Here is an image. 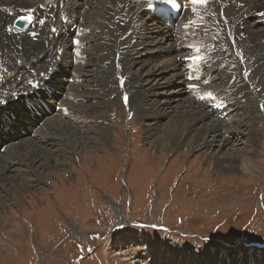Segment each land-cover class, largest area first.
<instances>
[{
    "label": "bare ground",
    "instance_id": "bare-ground-1",
    "mask_svg": "<svg viewBox=\"0 0 264 264\" xmlns=\"http://www.w3.org/2000/svg\"><path fill=\"white\" fill-rule=\"evenodd\" d=\"M181 1L186 4L184 12L168 26L156 7L142 17L141 14L147 10L145 0H0V74H4L3 77L0 75V85L3 89L9 86L17 89L21 80L33 78L30 74L38 73L46 66L54 67L57 56L62 59L61 72H66L64 78L61 72L59 76L63 89L60 99H49L42 104V110H34L21 123L11 122L17 119L13 118L15 111L2 114L0 128L9 131L6 138L1 136L0 141L20 142L0 153V183L6 180L0 187L6 185V192L20 189L21 185L15 184L13 179L30 173L37 175L36 181L42 180V173L38 175L36 170L48 171L61 163L63 160L56 157V164H52V156L60 155L63 147L72 148V154H76L85 141L109 143L111 122L108 106L94 109L91 106L89 109L94 114L86 117L81 107L85 105L83 101L90 99L96 103L98 100L93 101L91 96L79 92L92 87L103 96L115 94L112 91L117 88L110 76L111 65L113 74L124 81L131 109L137 114L135 117L145 122L151 119L145 125V131L157 140L158 148L172 151L176 146H189L202 140L206 145L203 149L221 150L233 141L237 147L233 154H229L224 162L221 158L217 161L209 158V168L218 166L250 175L258 172L255 159L258 133L256 121L251 122L256 120L259 110L252 93L264 87V19L260 15L264 13V0H211L209 6H193L188 0ZM150 2L156 6L161 4L157 0ZM192 7L196 8L195 13L191 12ZM25 9L33 12L36 23L19 34L13 29L14 21L27 14ZM221 10L227 23H217L221 19ZM37 19L45 23L41 25ZM53 27L57 29L55 33L51 31ZM33 31L37 33L35 37L32 36ZM77 39L80 40L79 58L68 51L70 41ZM72 47L75 49L76 46ZM197 48L200 52L196 51ZM236 52L243 57V63ZM148 54L151 55L148 57ZM196 55L203 59H184ZM245 71L249 74L248 79L243 76ZM153 73L166 75L164 83H170L175 91L165 92L159 80L154 84L151 79H147L145 84L141 81L144 75ZM189 75L192 76L191 81L188 80ZM194 79L197 80L200 97L203 95L206 101L211 100L210 104H204L193 95L194 91L188 85L193 84ZM213 83L217 88L211 90ZM146 84L150 86L146 88ZM24 87L26 85L18 90L23 91ZM226 89L227 96L221 97ZM1 92L5 94V91ZM209 92L215 95L209 97ZM166 94L169 97L161 99ZM231 102L235 104L223 105ZM11 108L17 107L13 105ZM53 114L55 116L50 117ZM33 116L34 119L29 121ZM162 117L165 121L160 124ZM78 128H81L80 132L73 130ZM36 130H39L38 136L46 138L45 145H40L41 139L34 142L32 136ZM25 137L29 138L26 140ZM187 156L188 153L184 157ZM20 182L24 184L23 180ZM11 226L22 224L14 222ZM135 231L134 234L138 233ZM127 245L130 244L125 248ZM133 245L137 246L136 251L141 250L140 256L134 257L133 261L125 257L123 261L134 264H252L254 259L242 260L243 257L236 255L237 258L226 260L219 253L212 257L186 252L183 256L180 251L178 255L186 257L187 261L179 262L168 255L174 256L176 251L165 247V243L148 242L146 237L139 235ZM170 249L173 253H168ZM162 253L168 254L162 256Z\"/></svg>",
    "mask_w": 264,
    "mask_h": 264
},
{
    "label": "rangeland",
    "instance_id": "rangeland-1",
    "mask_svg": "<svg viewBox=\"0 0 264 264\" xmlns=\"http://www.w3.org/2000/svg\"><path fill=\"white\" fill-rule=\"evenodd\" d=\"M110 68L115 94L103 96L92 87L79 92L98 100L83 101L86 117L94 114L91 106H108L109 143L85 141L76 154H72V148L63 147L60 155L52 156V164H56V157L63 160L61 163L48 171L36 170L38 175L42 173V180L36 181L37 175L30 173L13 179L20 189L6 192V185L0 187V264H134L122 259L133 261L140 256L141 250L136 251L133 245L139 235L148 242L172 247L174 256L168 254L173 253L171 249L161 255L168 254L179 262H186L183 256L193 252L212 257L219 253L226 260L253 257L252 264H264V87L252 93L259 110V118L251 122L256 121L255 159L259 170L241 174L218 166L211 169L208 164L209 158L227 160L237 148L233 141L221 150L203 149L206 145L202 140L176 146L172 151L158 148L157 140L145 131L151 119L145 122L135 117L129 97L127 103L123 99L128 91L113 74V65ZM247 68L252 72L249 65ZM165 76L153 73L144 75L141 81L145 84L151 79L154 84L159 80L165 92L175 91L170 83H164ZM192 83L195 98L210 104L211 100L200 97L197 80ZM15 88L6 90L0 85V99ZM216 88L213 83L211 90ZM227 94L226 89L221 97ZM167 97L169 94L161 99ZM230 104L235 102L223 105ZM11 107L4 111L17 114L19 107ZM23 118L17 116L11 122L21 123ZM159 121L162 124L165 117ZM81 128L73 130L80 132ZM3 130L0 128V139L9 131ZM38 132L32 136L34 142L41 139L40 145H45L46 138ZM14 142L0 141V153L20 141ZM14 222L22 226H11ZM135 230L138 233L134 234ZM126 244L130 245L125 248ZM180 251L183 256L178 255Z\"/></svg>",
    "mask_w": 264,
    "mask_h": 264
},
{
    "label": "snow or ice",
    "instance_id": "snow-or-ice-1",
    "mask_svg": "<svg viewBox=\"0 0 264 264\" xmlns=\"http://www.w3.org/2000/svg\"><path fill=\"white\" fill-rule=\"evenodd\" d=\"M145 3L147 4V10L141 14L142 17L148 15V11L155 9L156 7V4L150 2V0H145ZM157 3H162L166 6L175 7L178 10H183V8L185 7V5L178 3V0H157ZM188 3L193 6L196 5L209 6L211 0H188ZM165 10L166 9H161V11H165ZM25 11L27 12V15H21L19 19L26 22H32L34 19L33 12L30 9H25ZM191 12L195 13L196 8L192 7ZM57 15H59V13H57ZM213 15H216V13H213ZM219 15L221 19L218 20L217 23L219 24L221 21L227 23V18L222 10L220 11ZM260 15L262 19H264V13H261ZM60 19L63 20L64 17L60 16ZM37 22L41 25L45 23V21L41 19H37ZM185 27H187V25H185ZM9 31H11V28H9ZM51 31L55 33L57 29L53 27ZM36 35L37 33L33 31L32 36L35 37ZM215 38L216 37H213V39ZM120 39H123V36H121ZM233 44H235V41H233ZM72 45L76 46L75 49H73ZM79 45H80V40L78 39L72 40L70 41V45L68 48L69 52H74V56L76 58H79L81 56ZM196 51L200 52V49L197 48ZM235 54L236 56L241 57L240 62L243 63V57L241 56V54L239 52H236ZM184 59L186 61L189 60L200 61L203 59V57L200 55L186 56ZM69 60L70 61L72 60V56L69 57ZM54 62H55L54 67L46 66L42 71H39L38 73L35 74H30L33 76L32 79L21 80L20 85L17 86V90H9L8 95L5 98L0 99V114L3 113L6 107L17 105L19 107L17 115L18 116L23 115L27 117L31 115L34 110L37 109L42 110V104L46 103L49 99H57V100L60 99L63 92L62 86L59 83V76L63 66L61 57L60 56L55 57ZM117 66L119 67V65ZM248 75L249 74L247 71L243 73L245 79H248ZM13 79H15V77H13ZM232 79H234V77ZM188 80L189 81L192 80L191 75L188 76ZM8 83H11V81H8ZM120 84L121 87H123L124 85L123 79L120 80ZM24 85H26V87H24V90L22 92L19 91L18 89L20 87H23ZM188 87L194 88L195 84H189ZM207 95L209 97H212L211 92H209ZM123 99L125 103H127L128 96L125 95ZM29 105H31V107H29ZM261 108H264V105H261ZM64 111L66 112L67 110L65 109ZM153 227H155V225H153Z\"/></svg>",
    "mask_w": 264,
    "mask_h": 264
},
{
    "label": "water",
    "instance_id": "water-1",
    "mask_svg": "<svg viewBox=\"0 0 264 264\" xmlns=\"http://www.w3.org/2000/svg\"><path fill=\"white\" fill-rule=\"evenodd\" d=\"M30 22H26V21H22L20 19L17 20V22L15 23V27L16 28H25Z\"/></svg>",
    "mask_w": 264,
    "mask_h": 264
}]
</instances>
